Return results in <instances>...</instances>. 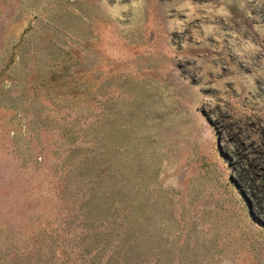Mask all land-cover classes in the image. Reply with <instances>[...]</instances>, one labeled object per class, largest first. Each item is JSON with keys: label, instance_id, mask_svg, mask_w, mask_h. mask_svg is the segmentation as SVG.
I'll return each instance as SVG.
<instances>
[{"label": "rangeland", "instance_id": "rangeland-1", "mask_svg": "<svg viewBox=\"0 0 264 264\" xmlns=\"http://www.w3.org/2000/svg\"><path fill=\"white\" fill-rule=\"evenodd\" d=\"M125 217L133 264H264V0H0V264H122Z\"/></svg>", "mask_w": 264, "mask_h": 264}, {"label": "trees", "instance_id": "trees-1", "mask_svg": "<svg viewBox=\"0 0 264 264\" xmlns=\"http://www.w3.org/2000/svg\"><path fill=\"white\" fill-rule=\"evenodd\" d=\"M68 68V66L65 67V70ZM123 217V216H122ZM126 218V217H125ZM112 218H108V220H111ZM92 224V223H91ZM121 226H127L125 228H118L119 231H117V234L120 236V244H118L116 246V248H118L119 246L121 247V254H122V264H133L131 262V260H128V254L127 252H125V249L127 246H125L124 244L127 242V238H132L134 237V234H133V227L131 225V222L129 221V219L126 218V221L124 223H120ZM108 228H106L105 230L103 231H107ZM100 235V234H99ZM105 236H108L109 238H115L113 235H110L109 232L105 234ZM99 236L97 234V231H93L91 233V239L92 241L93 240H96L98 239ZM87 250H89V248H87ZM75 256V261L78 263V262H81V257H82V252L81 250L77 253H74L73 254ZM96 255L93 254V255H89V257L91 258L90 260L88 259L86 261V259H84L85 261V264H94L95 262V257ZM113 255L108 257L105 261H104V264H110V261L112 259ZM87 258V257H86ZM43 264H56V263H52V258L47 260V262L43 263ZM64 264V263H63Z\"/></svg>", "mask_w": 264, "mask_h": 264}, {"label": "bare ground", "instance_id": "bare-ground-1", "mask_svg": "<svg viewBox=\"0 0 264 264\" xmlns=\"http://www.w3.org/2000/svg\"><path fill=\"white\" fill-rule=\"evenodd\" d=\"M234 133V132H233ZM237 136H239V135H237ZM241 136V135H240ZM232 139H233V141H236L237 140V138L235 137V136H233L232 137ZM239 139V138H238ZM230 140V139H229ZM240 144V143H239ZM239 150V149H238ZM255 173V172H254ZM249 175H251V174H249Z\"/></svg>", "mask_w": 264, "mask_h": 264}]
</instances>
